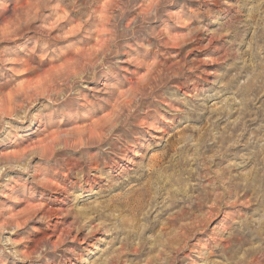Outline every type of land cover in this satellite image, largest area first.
Returning <instances> with one entry per match:
<instances>
[{
	"label": "rangeland",
	"instance_id": "1",
	"mask_svg": "<svg viewBox=\"0 0 264 264\" xmlns=\"http://www.w3.org/2000/svg\"><path fill=\"white\" fill-rule=\"evenodd\" d=\"M0 264H264V0H0Z\"/></svg>",
	"mask_w": 264,
	"mask_h": 264
},
{
	"label": "bare ground",
	"instance_id": "2",
	"mask_svg": "<svg viewBox=\"0 0 264 264\" xmlns=\"http://www.w3.org/2000/svg\"><path fill=\"white\" fill-rule=\"evenodd\" d=\"M150 189V188H149ZM148 192H150V191H148ZM140 196V195H139ZM151 196V195H150ZM149 200V199H148Z\"/></svg>",
	"mask_w": 264,
	"mask_h": 264
}]
</instances>
